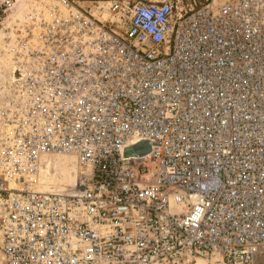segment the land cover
I'll list each match as a JSON object with an SVG mask.
<instances>
[{
  "label": "built area",
  "instance_id": "2783aa9c",
  "mask_svg": "<svg viewBox=\"0 0 264 264\" xmlns=\"http://www.w3.org/2000/svg\"><path fill=\"white\" fill-rule=\"evenodd\" d=\"M13 13L4 263L253 264L264 249V0H4L0 25ZM142 141L148 154H127ZM56 155L74 157L78 176L41 190Z\"/></svg>",
  "mask_w": 264,
  "mask_h": 264
},
{
  "label": "rangeland",
  "instance_id": "374dc122",
  "mask_svg": "<svg viewBox=\"0 0 264 264\" xmlns=\"http://www.w3.org/2000/svg\"><path fill=\"white\" fill-rule=\"evenodd\" d=\"M4 0H0L2 2ZM81 4L91 7L97 3L107 4L110 0H77ZM139 1V0H134ZM187 2V0H184ZM198 5H202L207 1L213 2L215 4H221L227 0H195ZM98 14V13H97ZM18 17L24 15V10L17 12ZM15 13L12 16L7 17L3 25H0V129L2 128L1 110L5 103L7 88L4 89L5 85L11 78V66L12 59L11 55L8 53L7 42L5 40V30L12 25ZM107 16V15H106ZM47 168L43 169L40 174V181L38 188L41 190H58L67 188L73 185L74 181L78 176L79 167L77 165L76 159L72 156L56 155L51 156L46 159ZM1 219V212H0ZM2 240V234L0 230V242ZM2 252L0 250V264H5L2 260ZM253 264H264V250L260 251L258 256H256Z\"/></svg>",
  "mask_w": 264,
  "mask_h": 264
},
{
  "label": "water",
  "instance_id": "95a60500",
  "mask_svg": "<svg viewBox=\"0 0 264 264\" xmlns=\"http://www.w3.org/2000/svg\"><path fill=\"white\" fill-rule=\"evenodd\" d=\"M152 145H153L152 142L142 141L139 144L128 148L127 154L146 155L151 151Z\"/></svg>",
  "mask_w": 264,
  "mask_h": 264
},
{
  "label": "crops",
  "instance_id": "0c3cea01",
  "mask_svg": "<svg viewBox=\"0 0 264 264\" xmlns=\"http://www.w3.org/2000/svg\"><path fill=\"white\" fill-rule=\"evenodd\" d=\"M264 250V249H263ZM259 254V253H258ZM258 256V255H257ZM255 261V260H254ZM254 263V262H253Z\"/></svg>",
  "mask_w": 264,
  "mask_h": 264
}]
</instances>
